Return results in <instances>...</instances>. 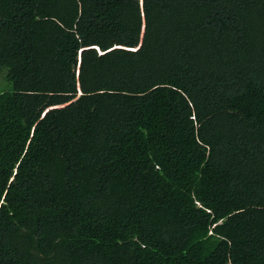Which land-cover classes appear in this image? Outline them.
I'll return each instance as SVG.
<instances>
[{"label": "trees", "instance_id": "trees-1", "mask_svg": "<svg viewBox=\"0 0 264 264\" xmlns=\"http://www.w3.org/2000/svg\"><path fill=\"white\" fill-rule=\"evenodd\" d=\"M1 68L0 264H264V0H0Z\"/></svg>", "mask_w": 264, "mask_h": 264}, {"label": "rangeland", "instance_id": "rangeland-1", "mask_svg": "<svg viewBox=\"0 0 264 264\" xmlns=\"http://www.w3.org/2000/svg\"><path fill=\"white\" fill-rule=\"evenodd\" d=\"M12 91V84L7 80L6 68L0 69V92Z\"/></svg>", "mask_w": 264, "mask_h": 264}, {"label": "water", "instance_id": "water-1", "mask_svg": "<svg viewBox=\"0 0 264 264\" xmlns=\"http://www.w3.org/2000/svg\"><path fill=\"white\" fill-rule=\"evenodd\" d=\"M78 95H80V93Z\"/></svg>", "mask_w": 264, "mask_h": 264}]
</instances>
